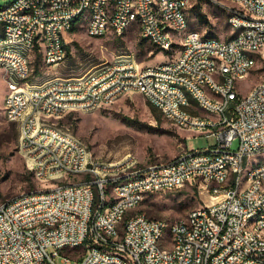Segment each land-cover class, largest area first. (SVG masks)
<instances>
[{"label":"built area","instance_id":"1","mask_svg":"<svg viewBox=\"0 0 264 264\" xmlns=\"http://www.w3.org/2000/svg\"><path fill=\"white\" fill-rule=\"evenodd\" d=\"M242 8L230 10V18L235 26V41L215 37L210 43L196 41V33H186L184 19H180V3L186 0H163L159 7H148V0H17L11 14L0 15V67L9 64L14 67L13 95L18 99V109L8 108L5 116L19 126L21 119H29V126L38 116H22L21 106L31 104L24 100L18 72L28 71L18 53L8 51L11 39H31L38 45L43 62L48 67L59 64L60 40H66L68 17L72 11L87 16L88 7H95L94 21H88L87 29L103 37V20L116 19L118 35L125 22V11L143 7L150 12L147 19V37H143L159 48L169 52V31L178 29L183 37H190V49L185 53H175L170 66L136 65L109 61L119 66L114 79H123L120 91H105L94 87V97L76 98L73 91V77L53 76L47 78L42 111L54 113L57 108L72 110L80 103H91L96 111L105 105V100L116 94L140 93L151 104H162L166 111L192 122L199 128L210 125L217 142L203 150H183L171 161L141 164L129 154L116 160L115 166H107V160L91 162L88 147L68 132V138H75L83 146L84 160L80 175H73V169L65 165L63 152L50 140V136L37 138L20 130L19 138H25V146L33 149L60 151L55 160L53 175L57 168H65L67 179L61 180L56 191H32L17 195L2 202L0 208V264H126L119 261L117 250L129 254L133 264H264V166L254 170L252 181L246 182L244 195L234 191L235 177L230 190L222 191V175L230 168L240 167L247 157L260 156L264 152V82L260 90H254L239 105L231 108L227 123H219L223 99L237 98L240 86L239 75L242 68L252 58L244 57V48L261 51L264 58V0H241ZM121 2L122 12L113 10V3ZM9 4V3H7ZM22 6L34 7V16L18 19L15 9ZM157 12H166L169 24L157 19ZM135 18V25L137 16ZM242 21H251L253 31L242 28ZM213 51H221L233 59L236 76H228L226 81L210 78L214 68ZM68 56V53H67ZM222 68H225L222 64ZM182 69L197 71V79L180 78ZM262 71V69H255ZM108 72V71H107ZM105 73V72H103ZM254 73V72H252ZM87 77L83 84H90ZM49 83H57L56 91H48ZM176 84L189 85L204 101L202 111H210V119L185 117V97L176 91ZM47 124V123H45ZM51 126V131L58 130ZM25 146H18L19 152ZM74 156L75 153H74ZM31 161H34L31 158ZM32 174L45 175V165L29 168ZM98 164H105V172H98ZM52 175H50V181ZM179 182L193 184L199 182L204 190L203 209H192L184 217L173 222L149 218L145 214H132V202H143L151 192L179 189ZM110 183H118L120 198L109 197ZM100 198H108L107 206H99ZM262 212L259 223L242 228L245 214ZM132 214V215H131ZM170 233H184V241L178 246L157 248V239ZM52 248V251L50 249ZM83 248V252L80 249ZM76 260V262H73Z\"/></svg>","mask_w":264,"mask_h":264},{"label":"rangeland","instance_id":"2","mask_svg":"<svg viewBox=\"0 0 264 264\" xmlns=\"http://www.w3.org/2000/svg\"><path fill=\"white\" fill-rule=\"evenodd\" d=\"M12 1L0 0V6ZM232 7L234 4L228 0H191L187 10L190 25L186 33L199 31L205 37L232 38L235 33L229 21ZM86 26V22H79L75 29L66 35L67 53H69L56 67L46 66L41 58L39 72L35 73L38 58L37 49L33 50L29 56L30 68L33 72L23 85L39 84L53 76L83 75L99 64L114 61L121 55H128L145 67L168 62L175 53L182 52L180 46H174L169 50V54L162 52L151 42L143 39L138 23L130 25L122 35L114 34L110 29L103 37L88 34ZM262 67V64H259L256 69ZM252 72L246 78L239 80L238 89L243 95L249 93L261 79V72ZM7 86L6 71L1 68L0 203L7 202L22 193L45 189L58 182L53 179L38 180L29 171L25 158L18 150L22 120L19 130L17 123L8 121L5 116L3 103L5 99L7 106L10 93L9 88L7 91ZM52 122L77 137L95 158L107 161L118 160L126 154H131L136 155L143 165L164 163L173 160L183 150L184 145L189 150L198 151L217 142L213 135L195 134L179 129L163 115L161 110L158 114L154 113L147 99L137 92L127 94L94 112L73 111L60 118L53 117ZM253 159H264V153ZM29 168L33 167L29 165ZM205 198V192L199 182L187 186L185 184L179 189L148 193L132 214H145L149 218L164 219L171 223L186 216L193 208L202 207ZM166 235H170V229L166 231ZM83 250L80 249L82 252Z\"/></svg>","mask_w":264,"mask_h":264},{"label":"bare ground","instance_id":"3","mask_svg":"<svg viewBox=\"0 0 264 264\" xmlns=\"http://www.w3.org/2000/svg\"><path fill=\"white\" fill-rule=\"evenodd\" d=\"M112 1V0H105ZM234 4L231 10H238L242 8L241 0H228ZM163 0H148V7H159L161 6ZM44 3H52V0H44ZM191 0H186V2L180 3V19H184V25L186 29L189 28V20L187 15V10ZM12 6H17V0H13L4 6H0V15L11 14ZM113 10L115 12H122L121 2L113 3ZM137 16L136 23L140 25L142 35L147 37V19H150V12H146L143 7H134L131 9H126L125 11V22L119 30V35H122L127 31L130 25L135 24V18ZM15 16L18 19H28L34 16V7L22 6L15 9ZM95 18V7H88L87 16H82L79 11H72L68 17L67 34L72 32L79 22L94 21ZM157 19L162 24H169V17H167L166 12H157ZM230 24L232 28L235 29L233 19L230 18ZM242 28L246 31H253V23L251 21H242ZM112 30L114 34L118 35V26H116V19L103 20V36L108 34L109 30ZM88 34L93 36H98L93 30L87 29ZM197 31H188L187 33H195ZM178 29H170L169 31V50L174 46H180L182 52H188L190 49V37H183ZM215 39L212 36H204L199 32L196 33V41L199 43H210ZM226 41H235V34L230 39ZM38 45L33 43L31 39H11L8 43V51L18 53L23 59L26 69L31 71L30 68V53L37 49ZM39 49V48H38ZM67 56V43L66 40H60V52H59V64L66 59ZM244 57L252 58V62L247 63V68H242L239 80L246 78V76L255 71L259 64H262L261 79L256 83L255 87L246 95H243L237 91V98L223 99L221 104V112L219 114V123H227V116L231 115V108L239 105V100H245L246 96L250 95L254 90L261 89V83L264 82V58L261 51H255V48H244ZM214 68L217 71H210V78H216V81H226L228 76H236V69L233 68V59L228 55H221V51H213ZM117 63H125V55H121L116 59ZM222 64L225 68H222ZM136 61L126 55V66H134ZM158 66H170V61L157 64ZM6 71V80L10 93L7 98V107L11 109H18V99L13 95L12 84L9 81L11 77H14V67L9 66V64H2L1 67ZM108 71V72H107ZM105 72V73H103ZM119 73V66L116 64H111L109 61L99 64L95 69L79 76H73V91L76 93V98H84V93L86 97H94V87L98 89H105V91H120L123 87V79H114L113 75ZM30 73L18 72L17 80L21 81V90L24 93V100L31 102V104H24L21 106L22 116H30L31 114L38 116L40 122H36L29 126V119H23L21 124V130H27V134H35L37 132V138H45V136H50V140H54V144L63 152V157H65V165H69V169H73V175H80L81 173V163L79 160H84V150L80 143L75 141V138H68V132L63 130L61 127L57 126L52 122L53 117L60 118L64 114L81 111L90 113L91 103H80V106H74L72 110H67L64 108H57L54 113H47V111H42L45 107V100H38V95H44V88H37V93L35 90H31L33 87H46L47 79L39 84H26L23 85L25 80L28 78ZM87 77L94 80H90V84H83V81ZM180 78L187 79H197V71L191 69H182L180 71ZM57 83H49L48 91H56ZM176 91H180L182 96L185 97V103L187 106L185 108V117L194 119H210V111H202L199 108H204V101L197 96L196 91L190 88L189 85L176 84ZM125 96V94H116L112 98L105 100V105L114 103L119 98ZM157 107L163 115L172 121L175 125L190 131L195 134H210L211 126L202 125L200 128L197 125H192V122L186 121L184 118L178 117L175 114H170L166 111V106L162 104H152ZM47 123V124H45ZM54 125L58 130L51 131V126ZM72 135V134H71ZM188 136V135H187ZM18 146H25V138H19ZM60 151L58 150H47V149H33L32 146H25V150L21 152L26 161H29V165L33 168H37V165H45V175H40V179L50 180V175L54 181H58L56 184L46 187L45 189L35 190V191H56L60 188L61 180L67 179V172L65 168H57L56 175H53V167H55V160L60 158ZM74 153L76 156H74ZM261 152L260 154H263ZM88 155H90L91 162L100 163V160L95 158L88 149ZM131 155V154H129ZM135 160H139L135 155H131ZM33 158L34 161H31ZM255 156L247 157L240 167V173L237 174V168H230L229 171H224L222 175V191H229L232 177H235L234 191L237 195H244V189L246 182L252 181V173L254 170H260L261 166H264V159L255 160ZM253 160V161H252ZM252 161V162H250ZM116 160L107 161V166H115ZM98 172H105V164H98ZM38 178V174H34ZM51 179V180H52ZM186 182H179V188L185 185ZM109 197L120 198V191L118 190V183H110ZM142 202H132L131 210H134ZM108 198H100L99 206H107ZM0 208H2V203H0ZM194 209H203L202 207H196ZM262 219V212H253L252 214H245L242 219V228H249L253 223H259ZM184 241V233H170L169 236H161V239H157V248H165V244L169 246H178ZM117 257L119 261L126 262V264H133V261H129V254H124V250H117ZM172 264H179V260H172Z\"/></svg>","mask_w":264,"mask_h":264},{"label":"trees","instance_id":"4","mask_svg":"<svg viewBox=\"0 0 264 264\" xmlns=\"http://www.w3.org/2000/svg\"><path fill=\"white\" fill-rule=\"evenodd\" d=\"M144 40H147V39H145V38H143ZM37 67H36V69L34 70V72L35 73H37V72H39V61H40V59L42 58V56H41V53L39 52V50H38V47H37ZM69 53V52H68ZM150 106H151V108H152V110H153V112L154 113H156V114H158L159 113V109L157 108V107H155L154 105H152L151 103H150Z\"/></svg>","mask_w":264,"mask_h":264},{"label":"crops","instance_id":"5","mask_svg":"<svg viewBox=\"0 0 264 264\" xmlns=\"http://www.w3.org/2000/svg\"><path fill=\"white\" fill-rule=\"evenodd\" d=\"M0 70H1V68H0ZM3 70V69H2ZM7 91H8V86H7ZM8 93V92H7ZM7 93H6V95H7ZM5 98H6V96H5ZM3 104H5V99H4V103ZM21 120H23V119H21ZM170 121V120H169ZM173 123V122H172ZM174 124V123H173ZM175 125V124H174ZM175 126H177V125H175ZM178 127V126H177ZM179 129H181V130H183V131H187V130H185V129H183V128H180V127H178ZM136 156V155H135ZM137 157V156H136ZM138 158V157H137Z\"/></svg>","mask_w":264,"mask_h":264}]
</instances>
